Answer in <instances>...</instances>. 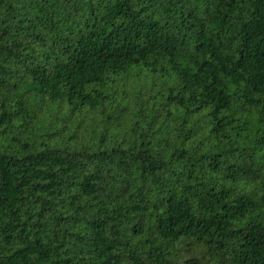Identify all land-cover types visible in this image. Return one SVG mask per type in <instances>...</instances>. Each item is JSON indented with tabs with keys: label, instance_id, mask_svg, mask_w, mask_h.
I'll return each instance as SVG.
<instances>
[{
	"label": "trees",
	"instance_id": "trees-1",
	"mask_svg": "<svg viewBox=\"0 0 264 264\" xmlns=\"http://www.w3.org/2000/svg\"><path fill=\"white\" fill-rule=\"evenodd\" d=\"M0 264H264V0H0Z\"/></svg>",
	"mask_w": 264,
	"mask_h": 264
}]
</instances>
